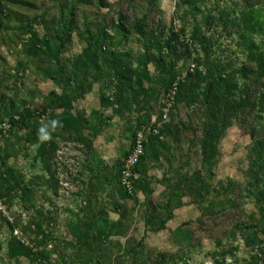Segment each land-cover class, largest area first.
Returning a JSON list of instances; mask_svg holds the SVG:
<instances>
[{"label":"rangeland","instance_id":"obj_1","mask_svg":"<svg viewBox=\"0 0 264 264\" xmlns=\"http://www.w3.org/2000/svg\"><path fill=\"white\" fill-rule=\"evenodd\" d=\"M0 264H264V0H0Z\"/></svg>","mask_w":264,"mask_h":264},{"label":"trees","instance_id":"obj_2","mask_svg":"<svg viewBox=\"0 0 264 264\" xmlns=\"http://www.w3.org/2000/svg\"><path fill=\"white\" fill-rule=\"evenodd\" d=\"M133 28L134 30H136L138 32V34L144 39V40H148V31H147V26H146V21L145 19H141V20H137L134 22L133 24ZM60 38H62V36H60ZM68 41V39L65 38V41ZM99 42V40L96 37H90L88 40V49L89 51L95 56V57H101V54L96 50V44ZM64 44V43H63ZM151 63V59L149 57H146V59L143 61L144 64V69L148 70V67ZM114 69H116V65L112 64L111 65ZM12 123H16V122H21L22 125L26 128H28L30 126L29 123V118L25 115L22 114L20 116V119H16L15 117H12L11 119ZM143 159V158H142ZM142 161V160H141ZM141 163V162H140ZM139 163V164H140ZM138 164V165H139ZM161 228V227H160Z\"/></svg>","mask_w":264,"mask_h":264},{"label":"built area","instance_id":"obj_3","mask_svg":"<svg viewBox=\"0 0 264 264\" xmlns=\"http://www.w3.org/2000/svg\"><path fill=\"white\" fill-rule=\"evenodd\" d=\"M144 155V140L141 136L135 141L132 152L128 155L124 167L122 169L123 182L130 186V179L132 178L134 168L140 163Z\"/></svg>","mask_w":264,"mask_h":264}]
</instances>
